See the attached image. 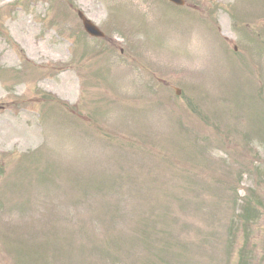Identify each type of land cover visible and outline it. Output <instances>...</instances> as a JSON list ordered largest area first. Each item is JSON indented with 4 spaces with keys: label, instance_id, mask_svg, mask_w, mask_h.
Wrapping results in <instances>:
<instances>
[{
    "label": "rangeland",
    "instance_id": "374dc122",
    "mask_svg": "<svg viewBox=\"0 0 264 264\" xmlns=\"http://www.w3.org/2000/svg\"><path fill=\"white\" fill-rule=\"evenodd\" d=\"M8 99L0 264H264V0H0Z\"/></svg>",
    "mask_w": 264,
    "mask_h": 264
},
{
    "label": "water",
    "instance_id": "95a60500",
    "mask_svg": "<svg viewBox=\"0 0 264 264\" xmlns=\"http://www.w3.org/2000/svg\"><path fill=\"white\" fill-rule=\"evenodd\" d=\"M173 1H177V0H173ZM178 2V1H177ZM84 24L86 26V28L90 31V33L92 34H97L96 32L98 31L94 25H92L90 22L88 21H84Z\"/></svg>",
    "mask_w": 264,
    "mask_h": 264
}]
</instances>
